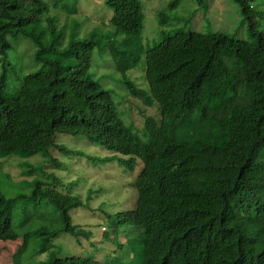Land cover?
Instances as JSON below:
<instances>
[{
	"label": "trees",
	"instance_id": "obj_1",
	"mask_svg": "<svg viewBox=\"0 0 264 264\" xmlns=\"http://www.w3.org/2000/svg\"><path fill=\"white\" fill-rule=\"evenodd\" d=\"M236 1L250 40L223 30L202 33L192 22V28L161 30V43L146 49L141 0H104L113 11L108 39L97 30L90 39L78 38L75 22L66 46L64 28L48 16L45 0H0V56L12 48L9 37L23 35L42 64L12 87L18 92H9L5 73L0 77V154L27 158L57 148L85 157L56 143L64 134L128 156L131 170L140 159L136 208L118 214L113 225L145 233L146 245L129 249V257L139 264H264V30L257 28L264 11ZM165 9L155 12L163 26ZM95 49L107 53V66L133 98L138 76L132 81L128 73L141 62L146 67L152 96L146 102L159 107L142 128L123 120L131 110L120 115L111 91L90 74ZM43 198L64 221L70 218L66 208L80 206L77 196L40 183L32 196L21 192L14 200L0 189V239L13 230L14 205L32 200L39 208ZM75 228L71 221L69 231ZM26 243L27 237L21 251ZM53 264L104 263L66 257Z\"/></svg>",
	"mask_w": 264,
	"mask_h": 264
},
{
	"label": "rangeland",
	"instance_id": "obj_2",
	"mask_svg": "<svg viewBox=\"0 0 264 264\" xmlns=\"http://www.w3.org/2000/svg\"><path fill=\"white\" fill-rule=\"evenodd\" d=\"M45 1L51 5L48 16L57 20L60 29L64 28L63 46L68 45L75 22L80 24L74 30L78 38L90 39L92 31L97 30L103 39H108L109 35L104 32L113 28L110 26L113 11L105 5L104 0ZM141 1L147 15L142 33L146 48L161 43V30L174 32L192 28V22L194 29L202 33L223 30L237 39L250 40L249 23L241 13L240 2L236 0H179L178 4L175 0H169V5H176L173 9H168L167 0ZM247 3L264 11V0H247ZM163 6L168 16L164 26L155 17L156 10ZM178 17L183 21L174 25ZM186 20L191 22L189 26L184 25ZM257 28L264 30V13L261 19L258 18ZM9 40L12 48L6 56H0V77L6 74L8 90L14 93L19 90L14 91L12 87L18 88V81L36 73L42 64L35 59L36 46L30 39L19 35L9 37ZM108 60L105 51L95 49L90 74L111 91L118 113L124 115L126 105V109L131 110L127 121L133 122L136 128H142L144 117L154 116L157 109L155 106H145L138 98L128 96L117 73L111 66H107ZM143 66L141 62L128 76L132 81L134 75L142 78L141 88L148 90L144 72L146 67ZM123 120L126 121V115ZM56 143L68 150L81 151L85 157L68 155L65 150L57 148L27 158L17 154L0 156V189L7 199L14 200L21 192L28 197L32 196L36 185L40 183L45 189L77 196L80 206L66 208L70 218L64 221L60 211L50 201L46 204L45 198L39 208L34 206L35 201L32 200H28L27 204L23 203L24 200L20 201L19 207L14 205L13 230L0 240V264H17V261L18 264H53L57 259L70 256L89 257L104 264H139L138 260H133V255L129 257L127 253L133 244L136 251L146 245L144 232L134 225H113L116 215L136 208L138 192L132 176L135 174L137 179L143 164L136 173L128 172L116 159L110 158V151L83 136L59 134ZM20 163L22 167H19ZM21 173L22 176H19ZM22 207L27 210H22ZM71 221L76 227L75 233L68 229ZM103 227L108 229L107 233L101 232ZM26 237L27 243L21 251ZM123 243L127 245L123 246L127 247L124 251L120 248Z\"/></svg>",
	"mask_w": 264,
	"mask_h": 264
},
{
	"label": "clouds",
	"instance_id": "obj_3",
	"mask_svg": "<svg viewBox=\"0 0 264 264\" xmlns=\"http://www.w3.org/2000/svg\"><path fill=\"white\" fill-rule=\"evenodd\" d=\"M143 12H144V14L146 15V11H145V6H144V8H143ZM147 16V15H146ZM112 18V17H111ZM111 20V19H110ZM146 49H150V48H146ZM145 79H146V77H145ZM143 81V79L142 78H140V77H138V80H137V84H136V87H137V89H138V94H139V96L137 97L138 99H140L142 102H143V104L145 105V106H148V107H151V106H155V108L157 109L159 106L155 103V101H153L151 104H148L146 101H147V99H148V101H149V97H152L151 95H150V88L148 87V83H147V87H148V90H145V89H142L141 88V82ZM147 82V81H146ZM19 87H20V84H19ZM141 93V94H140ZM127 98H128V96H127ZM126 102H127V100H126ZM125 102V103H126ZM125 109H126V105H125ZM129 113H130V111H129ZM126 120H127V115H126ZM95 144H97V143H95ZM97 145H99V144H97ZM105 148V147H104ZM106 149V148H105ZM106 150H108V149H106ZM108 151H110V150H108ZM112 154L110 155V158L111 159H116V162H118L119 163V165L121 166V167H123L126 171H128V172H133V173H136L137 172V170L140 168V165L141 164H143V162L140 160V159H137V165L135 166V168L133 169V170H131L129 167H128V165L127 164H125L124 162L126 161V160H128L129 159V157L128 156H124V155H121V154H118V153H115V151H110ZM11 155H13V154H11ZM0 156H4V157H6V155H3V154H0ZM8 156V155H7ZM139 162H140V164H139ZM143 167H144V164H143ZM143 167H142V170H143ZM142 170H141V172L139 173V175L137 176V179H135V174L132 176V178H134V186H136V189H137V192H138V187H137V182H138V179H139V177H140V175H141V173H142ZM134 188V187H133ZM133 211V210H132ZM129 212V211H128ZM124 213H126V212H124ZM119 214H121V213H119ZM117 217V215L115 216V218ZM102 230V229H101ZM107 231H108V229H106L105 227H103V230L101 231V232H104V233H107ZM142 231V230H141ZM143 232V231H142ZM145 234V233H144ZM104 239H105V237H104ZM1 240V239H0ZM123 246H127V245H125L124 243H123V245H121V249L124 251L127 247H123ZM142 246V245H141ZM134 247V244L131 246V247H129L128 248V251H129V249H131V248H133ZM143 247V246H142ZM17 253H18V251H17ZM16 253V254H17ZM16 256V255H15ZM122 256H124V255H122ZM70 257H73V256H70ZM66 258V257H65ZM65 258H63V259H65ZM69 258V257H68ZM78 258H82V257H78Z\"/></svg>",
	"mask_w": 264,
	"mask_h": 264
}]
</instances>
